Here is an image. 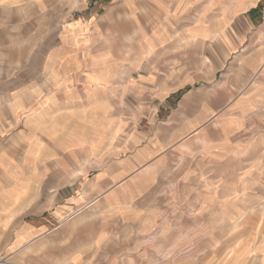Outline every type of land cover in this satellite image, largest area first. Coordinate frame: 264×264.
I'll use <instances>...</instances> for the list:
<instances>
[{"label": "crops", "instance_id": "crops-1", "mask_svg": "<svg viewBox=\"0 0 264 264\" xmlns=\"http://www.w3.org/2000/svg\"><path fill=\"white\" fill-rule=\"evenodd\" d=\"M55 5L62 15L58 29ZM180 32L192 42L216 44L225 56L240 49L243 69L253 61L264 68V0H0V264L54 258L84 264L100 254L107 235L94 229L84 249L88 234L81 223L92 213L83 211L102 197L107 207L132 205L133 197L126 203L117 198L142 191L133 181L142 154L100 156L117 147L116 141L103 144V137L124 127L117 102L146 85L134 78L129 54L155 52ZM259 91L248 89L236 106L255 110ZM236 124L232 118L216 122L226 133ZM81 160L110 168L81 182ZM173 234L179 246L180 221ZM72 243L79 250L71 251Z\"/></svg>", "mask_w": 264, "mask_h": 264}, {"label": "rangeland", "instance_id": "rangeland-1", "mask_svg": "<svg viewBox=\"0 0 264 264\" xmlns=\"http://www.w3.org/2000/svg\"><path fill=\"white\" fill-rule=\"evenodd\" d=\"M54 8L58 29L61 9ZM172 41L155 52L129 54L134 78L146 85L117 102L124 127L103 137L117 147L112 153L102 149L100 156L122 160L142 154L145 160L133 175L142 191L136 197L123 193L118 200L135 202L117 208L107 207L103 197L93 203L87 197L92 204L83 213L92 217L81 223L88 234L84 249L91 247L94 229L107 236L100 254L84 264H96L99 256L98 264H264V68L259 71L250 58L243 69L240 49L225 56L216 44L192 42L186 32ZM252 87L260 89L252 100L256 109L236 106ZM230 118L237 124L229 133L216 125ZM179 159L182 165L174 166ZM83 162L81 182L110 168ZM37 170L43 172V166ZM175 221L181 224L179 246ZM74 244L69 249L79 250ZM47 264L62 262L54 258Z\"/></svg>", "mask_w": 264, "mask_h": 264}, {"label": "built area", "instance_id": "built-area-1", "mask_svg": "<svg viewBox=\"0 0 264 264\" xmlns=\"http://www.w3.org/2000/svg\"><path fill=\"white\" fill-rule=\"evenodd\" d=\"M75 4L81 5L83 3H86L88 0H72Z\"/></svg>", "mask_w": 264, "mask_h": 264}]
</instances>
